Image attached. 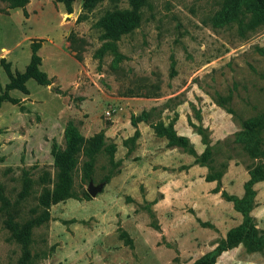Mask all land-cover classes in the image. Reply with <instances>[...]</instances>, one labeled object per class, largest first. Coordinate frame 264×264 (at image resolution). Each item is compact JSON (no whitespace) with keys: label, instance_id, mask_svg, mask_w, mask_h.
<instances>
[{"label":"rangeland","instance_id":"1","mask_svg":"<svg viewBox=\"0 0 264 264\" xmlns=\"http://www.w3.org/2000/svg\"><path fill=\"white\" fill-rule=\"evenodd\" d=\"M222 2L147 0L138 26L100 57L104 41L94 24L127 9L128 0H103L80 22L82 0H72L70 14L55 0H28L26 17L0 2V93L8 82L3 67L22 73L33 41H41L38 68L50 82L28 80L25 94L8 92L15 104L0 105V264H192L240 224L227 197L243 196L249 169L264 167V158L220 147L213 166L226 168L218 182H206L208 168L150 126L170 125L195 156L230 139L248 118L264 126V25L212 28ZM150 108L148 122L130 125ZM68 121L84 141L101 133L103 144L87 167L79 153L71 196L46 209L56 179L50 146L63 148ZM261 138L264 148V127ZM251 189L248 215L264 232V178ZM9 222L29 226L23 260ZM213 264H264V245L249 251L239 244Z\"/></svg>","mask_w":264,"mask_h":264},{"label":"trees","instance_id":"2","mask_svg":"<svg viewBox=\"0 0 264 264\" xmlns=\"http://www.w3.org/2000/svg\"><path fill=\"white\" fill-rule=\"evenodd\" d=\"M63 4L66 14L71 13L72 0H55ZM103 0H82L81 11L82 15L78 16L76 21L84 20V13L90 12L97 4ZM7 9H20L22 15L26 17L24 10L28 0H0ZM147 0H128V8L125 10H115L104 14L95 24L94 27L101 31L100 40L104 41L100 48L96 51L98 57L102 56L103 52L108 49H114V43L119 40L121 36L130 33L136 28L140 21V9L145 6ZM249 23L250 25L263 24L264 25V0H223L220 8L210 17L209 24L212 28H220L225 25L235 24L242 26ZM67 41L71 44L74 41V36L70 33ZM41 41H33L30 43V57L27 66L22 73L12 76L7 67L3 70L8 78V82L3 87L0 93V105L2 102H10L15 104L16 101L8 97L9 91H19L26 93L25 82L33 80L41 86H48L50 84L45 73L39 70V57L36 52L40 46ZM114 52V51H113ZM120 55L116 54V57ZM79 61L80 58L76 56ZM173 62H171V73H173ZM156 112V108H150L148 111H141L138 115L130 117V125L135 127L139 122H148L151 114ZM262 120L259 117H251L241 123V129L234 133L229 139L218 142L216 145L205 148L199 155L195 156L191 145L185 137L178 136L173 131L170 125L163 126L160 122L151 123V128L157 137H163L166 140L168 147H178L188 154L194 156V162L200 163L208 168V174L205 176L206 182H218L224 173L226 164L224 162L213 166L214 158L220 152V147H226L234 150L235 154H243L249 159L264 158V148L262 146L261 127ZM138 132H134L137 136ZM63 148L59 149L55 143L50 146V154L53 158V167L56 171V179L53 184L51 193L46 194L47 201L45 208L50 204H55L70 195V175L76 165V161L80 152L86 157L84 165L87 167L94 159L103 144V135L101 133L92 136L89 140L84 141L79 134L77 128L72 121H68L63 130ZM218 145V146H217ZM110 147V152L112 151ZM217 167V169H215ZM249 178L244 184V193L241 198L234 196L227 197V201L231 202L233 209L241 215V222L234 228L229 229L225 238L216 245L210 252L202 255L192 264H213L217 256L231 248L241 244L249 251H256L261 249L264 245V232L257 231L253 224L252 218L248 212L252 206L253 192L251 186L261 181L264 178V167L261 164H256L249 169ZM43 184L48 180L44 175L41 178ZM105 179V181H107ZM86 198V194H82ZM49 200V201H48ZM47 212H44L43 218L40 217L35 221V224H40L42 220L46 219ZM8 230L10 231L11 239L17 244L21 245L23 250L22 260L28 256L27 244L30 237L28 225L18 226L14 223H8ZM24 262V261H23Z\"/></svg>","mask_w":264,"mask_h":264},{"label":"water","instance_id":"3","mask_svg":"<svg viewBox=\"0 0 264 264\" xmlns=\"http://www.w3.org/2000/svg\"><path fill=\"white\" fill-rule=\"evenodd\" d=\"M94 191H95L94 189L89 188V189L87 190V194L91 196V195L94 194Z\"/></svg>","mask_w":264,"mask_h":264}]
</instances>
